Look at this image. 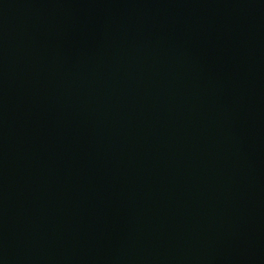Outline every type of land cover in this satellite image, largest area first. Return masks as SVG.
I'll return each instance as SVG.
<instances>
[{"label": "water", "instance_id": "water-1", "mask_svg": "<svg viewBox=\"0 0 264 264\" xmlns=\"http://www.w3.org/2000/svg\"><path fill=\"white\" fill-rule=\"evenodd\" d=\"M0 264H264V0H0Z\"/></svg>", "mask_w": 264, "mask_h": 264}]
</instances>
